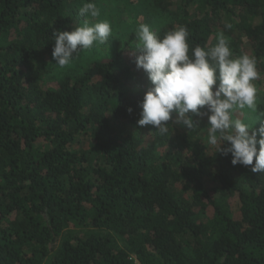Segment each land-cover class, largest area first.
I'll use <instances>...</instances> for the list:
<instances>
[{
  "label": "trees",
  "instance_id": "trees-1",
  "mask_svg": "<svg viewBox=\"0 0 264 264\" xmlns=\"http://www.w3.org/2000/svg\"><path fill=\"white\" fill-rule=\"evenodd\" d=\"M82 2L0 0V264H264V173L234 166L197 127L138 125L152 85L137 30L45 85L53 32L77 26ZM137 11L160 36L186 25L192 47L221 33L236 55L247 44L264 76V0Z\"/></svg>",
  "mask_w": 264,
  "mask_h": 264
},
{
  "label": "clouds",
  "instance_id": "clouds-1",
  "mask_svg": "<svg viewBox=\"0 0 264 264\" xmlns=\"http://www.w3.org/2000/svg\"><path fill=\"white\" fill-rule=\"evenodd\" d=\"M79 14L99 18L101 11L95 0H85ZM111 34L107 19L94 24L85 20L71 31H54V65L70 66L80 52L105 44ZM136 38V66L147 73L152 85L140 103L138 125H152L164 135L173 112L189 129L199 126L194 117L207 116L208 143L218 153L231 154L234 166H252L253 173H264V119L258 117L256 128L236 115L245 109L257 111L259 89L254 81L260 72L256 57L235 56L222 33L212 47H192L186 25L160 36L150 25L140 24Z\"/></svg>",
  "mask_w": 264,
  "mask_h": 264
},
{
  "label": "rangeland",
  "instance_id": "rangeland-1",
  "mask_svg": "<svg viewBox=\"0 0 264 264\" xmlns=\"http://www.w3.org/2000/svg\"><path fill=\"white\" fill-rule=\"evenodd\" d=\"M149 0H95V3L100 8L101 15L99 18L91 17H81L78 15L77 26L83 24L87 20L90 24L98 22V20L107 19L110 21L112 26V34L109 37L108 41L103 45H96L90 50L82 51L78 54V57L74 62L66 67L59 68L54 65L55 61L52 56H45L41 62L45 66L44 73L46 78V86H56L67 73L73 74L75 72H80L84 69L86 63L101 58L103 60L109 59L112 54L118 49V45L126 39V37L133 30H138L139 25L144 23L145 17L138 14L137 9H141ZM82 2L79 8L82 6ZM154 30V29H153ZM135 43H139L138 40ZM241 50L244 53H247L251 56V50L247 44L241 47ZM235 56H240L236 55ZM260 72V71H259ZM254 83L257 85L258 92V101H257V111L255 113L251 112L248 109L243 110V112H237V117L244 119L245 122H251L256 128H259L260 122L257 121L258 117L264 119V115L259 112V103L264 102V76L260 72V78ZM195 120L199 121V126H197L198 133L208 142V119L207 116L204 117H194ZM172 123L176 125L180 130H188L185 125L178 122V117L175 112L172 114ZM259 139V137H258ZM259 147V145H258ZM236 211L238 210L237 204L235 205Z\"/></svg>",
  "mask_w": 264,
  "mask_h": 264
},
{
  "label": "built area",
  "instance_id": "built-area-1",
  "mask_svg": "<svg viewBox=\"0 0 264 264\" xmlns=\"http://www.w3.org/2000/svg\"><path fill=\"white\" fill-rule=\"evenodd\" d=\"M135 258V257H132ZM135 264H142L141 262H139L137 259H135Z\"/></svg>",
  "mask_w": 264,
  "mask_h": 264
}]
</instances>
